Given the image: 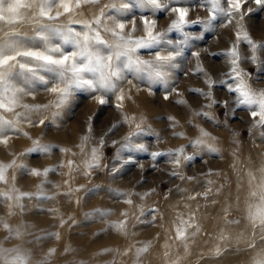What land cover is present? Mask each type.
<instances>
[{"label": "rangeland", "instance_id": "rangeland-1", "mask_svg": "<svg viewBox=\"0 0 264 264\" xmlns=\"http://www.w3.org/2000/svg\"><path fill=\"white\" fill-rule=\"evenodd\" d=\"M46 1H53L42 10L48 21L30 25V35L65 45L61 51L45 46L29 64H19L34 77L15 76L11 101L20 110L0 105L8 131L19 132V117L39 127L33 147L20 154L46 156L35 165L20 159L17 167L21 176H35L38 188L47 184L34 195L74 190L77 206L68 215L78 216L68 228L90 243L88 228L103 236L111 226L112 209L99 219L93 213L110 200L129 203L118 236L150 246L162 244L170 226L179 240L203 238L200 222L210 205L219 218L232 219L229 234L240 239L221 243L237 246L228 256L241 262L246 248L264 240V213L241 215L222 195L245 167L264 185V0ZM60 7L62 21L55 20ZM56 51L58 61L45 53ZM29 82H48L49 98L25 103L20 96L29 93ZM61 153L65 170L56 158ZM137 226L151 235L140 238ZM166 255L159 249L143 263ZM256 256L264 264V253Z\"/></svg>", "mask_w": 264, "mask_h": 264}, {"label": "bare ground", "instance_id": "bare-ground-1", "mask_svg": "<svg viewBox=\"0 0 264 264\" xmlns=\"http://www.w3.org/2000/svg\"><path fill=\"white\" fill-rule=\"evenodd\" d=\"M60 1L62 5L65 2V0ZM51 6H53V1L0 0V105L5 108L9 104L13 107L11 112L20 110L16 108V102L11 101L16 95L12 92L18 87L15 76L34 79L31 74L26 72L25 68H19L18 65L29 64L30 58L42 54L46 49L45 46L51 45L61 51L60 49L65 45L63 43L54 44L49 39H38L30 35L33 33L30 25L48 21L42 10L47 11ZM55 13L57 16L55 20L58 21H62L61 18L66 15L61 7ZM45 28L60 31L66 36L73 35L71 32L63 31L60 27L54 29L55 27L45 26ZM45 28L39 27L38 30L40 33H45L49 30ZM6 31L11 32L9 36L12 38L8 39L9 36L4 35ZM18 51H21L19 56H17ZM88 51L92 53L90 48ZM89 52L85 53L90 54ZM45 53L57 61L61 54L58 51L52 54ZM12 71H15L16 74L13 77L8 76ZM39 72L41 73V71ZM49 85L47 82L45 86H36L29 82L25 87L28 88L29 93L25 92L20 97L27 104L34 101L42 102L49 98L47 93L43 92V89ZM146 107L147 104L144 103L142 108L147 109ZM27 120L29 119L20 117L17 119L16 124L19 132L15 133L8 131V126L0 124V264H144L146 258H151V255L158 252L159 249L166 250L167 255L166 257L158 256V260L155 263L153 261L154 264L260 263L259 256L255 257V254L264 253V240L262 239H256L253 242V247L246 248V256L241 262L228 256L238 250L237 246L223 249L227 243L224 245L221 243L222 240L225 242L232 239L229 234L233 226V223L230 222L232 219L219 218L210 205L206 210L207 215L203 216L200 222L199 233L203 229V238L202 236L192 238L189 235L179 240L175 238V232L170 226L166 231H163L165 240L160 245L150 246V244L140 241L134 243L129 242L128 239L122 240L118 236V232L123 228L121 216L129 210L127 200L121 202L110 200L103 205L104 208L101 210L105 209L104 211L93 210L99 219L112 209L111 212H108L110 217L106 220V226L107 223L111 226L106 228L103 236L97 234L94 228L87 229L94 233L93 243L87 241L86 237L80 234L71 233L68 228L69 221L74 218L73 215L78 216L77 214L68 215L77 206L74 190H71L69 195L53 194L40 198L34 193L37 189L40 192H46L47 184L41 183L38 188L39 184L36 183L35 176L30 174L28 177H23L19 174L20 171L17 167L20 159L30 165H35L42 161L43 156H46L43 154L37 160L21 156L22 148L33 147L29 145L30 139L38 133L39 128L36 123L25 124ZM42 133H46V130ZM56 134L61 137V133L57 132ZM61 155L62 153L59 158L58 155L56 158L65 170L68 167L67 162ZM257 178L259 176L247 167L243 168L240 174L233 175L230 179L222 198L228 205L240 209L241 215L250 213L253 217L260 216L264 213V185L263 188L257 185ZM65 198L69 201L64 202ZM160 210L159 214L161 215L168 213ZM105 217L107 215H104L103 218ZM234 223L238 228L240 227L239 222ZM134 228L135 225L131 227L132 231ZM144 229V226L140 229L139 226L136 227L140 238L151 235H148L149 231ZM244 236L241 238L243 239ZM235 239L238 240L240 237H233L229 242H234ZM183 254L184 256H181Z\"/></svg>", "mask_w": 264, "mask_h": 264}]
</instances>
